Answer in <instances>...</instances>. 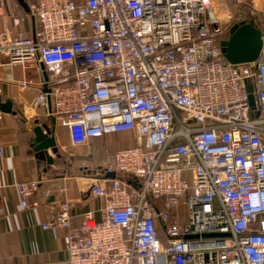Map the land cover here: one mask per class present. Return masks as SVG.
Masks as SVG:
<instances>
[{"label":"built area","instance_id":"1","mask_svg":"<svg viewBox=\"0 0 264 264\" xmlns=\"http://www.w3.org/2000/svg\"><path fill=\"white\" fill-rule=\"evenodd\" d=\"M26 1L33 36L13 30L0 0V71L35 70L34 104L50 95L59 153L135 139L99 167L83 162L102 207L73 226L76 203L64 200L42 223L66 229V264H264V32L255 62L229 63L220 44L234 23H257L254 6L223 24L231 13L213 0ZM38 186L15 184L24 209Z\"/></svg>","mask_w":264,"mask_h":264},{"label":"crops","instance_id":"2","mask_svg":"<svg viewBox=\"0 0 264 264\" xmlns=\"http://www.w3.org/2000/svg\"><path fill=\"white\" fill-rule=\"evenodd\" d=\"M6 10L12 14L9 23L15 32L35 34L37 20L18 0H8ZM23 16L25 20H21ZM2 29L0 18V31ZM21 79L33 80L35 89L22 91L16 83ZM38 82L34 69L16 66L0 71V95L3 99H11L16 111L15 114L0 112V142L6 147V153L0 157V264H66V229H43L42 223L64 200L76 203L72 211L73 226L79 225L83 213L102 207L104 200L93 198L89 190L99 176L93 169L79 164L81 157H89L92 167H99L105 160H112L118 148L135 144L133 135L125 132L92 140L90 150L79 147L76 153L70 149L62 153L71 165L66 174L64 165L54 163L48 167L44 162L39 163L31 145L30 127L36 118L50 123L52 117L48 114V104L42 107L34 104ZM59 171L64 174L60 175ZM33 179L39 180L34 195L38 205L24 209L15 184Z\"/></svg>","mask_w":264,"mask_h":264},{"label":"water","instance_id":"3","mask_svg":"<svg viewBox=\"0 0 264 264\" xmlns=\"http://www.w3.org/2000/svg\"><path fill=\"white\" fill-rule=\"evenodd\" d=\"M24 7L26 12H30L28 2L26 0H18ZM262 31L252 21H241L234 23L230 28V36L221 41L223 53L227 61L231 64L237 65L242 63L255 62L262 51ZM45 77H47L45 75ZM246 89L250 94V103L254 105V98L252 96L253 88L247 84ZM44 91L49 92L45 87ZM49 112L52 111V100L48 95ZM0 112L15 114L13 110V102L11 99H3L0 95ZM31 145L35 152L37 161L44 162L48 167L55 163V157L58 155L59 150L56 143V120L51 118L50 123L41 121L36 118L31 127ZM45 168L44 171H47ZM106 178L115 179L118 177L116 172H108L105 174ZM128 184L138 187L132 180H127ZM203 237L215 236H229L228 233H204Z\"/></svg>","mask_w":264,"mask_h":264},{"label":"rangeland","instance_id":"4","mask_svg":"<svg viewBox=\"0 0 264 264\" xmlns=\"http://www.w3.org/2000/svg\"><path fill=\"white\" fill-rule=\"evenodd\" d=\"M213 1L215 3L217 15L219 11L222 12V14H223V11H225L224 13L225 15L227 14V12L231 13V16H229L228 18L224 17V19L222 20L223 24L231 23L233 20H235L240 15H243V16L248 15V17H253L252 16L253 6H254V13H255L254 18L257 21L258 20L264 21V0H226L225 4L223 5L222 10L221 8H219L220 0H213ZM78 148H74L73 151L76 153H79V151L77 150ZM69 150L70 149H68L67 151ZM88 159L89 157H86V159L84 157H81L79 164H81L83 167V162H85V160L88 161ZM88 164L91 165V163H88Z\"/></svg>","mask_w":264,"mask_h":264},{"label":"trees","instance_id":"5","mask_svg":"<svg viewBox=\"0 0 264 264\" xmlns=\"http://www.w3.org/2000/svg\"><path fill=\"white\" fill-rule=\"evenodd\" d=\"M262 32H264V21L258 20L257 23L255 24ZM55 163L57 165H64L66 167L65 170H63L65 172V174L67 173V171L70 170L71 165H68V162L65 160V158L63 157V155L61 153H58V155L55 157ZM64 172H58L60 175H63Z\"/></svg>","mask_w":264,"mask_h":264}]
</instances>
